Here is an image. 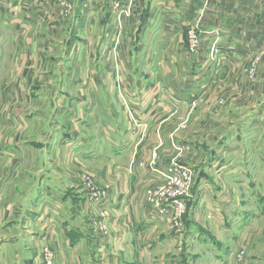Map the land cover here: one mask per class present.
<instances>
[{
    "label": "crops",
    "instance_id": "obj_1",
    "mask_svg": "<svg viewBox=\"0 0 264 264\" xmlns=\"http://www.w3.org/2000/svg\"><path fill=\"white\" fill-rule=\"evenodd\" d=\"M133 14L125 25L126 32L120 31L118 35L110 0H74V10L67 16H61L54 0H0V30L4 36L0 38V48H8L9 53L0 50V70H3L0 109L5 112L6 143L16 138L20 143L40 147L42 158L68 160L71 167L59 170L71 176L72 182L79 177L81 169L92 171L101 166L100 172H95L99 176L97 187L107 190L109 196L105 204H99L92 190L89 196L82 195L84 212L80 217L84 221L75 217L80 209L75 212L67 197L61 200L54 195L53 200L31 201L26 196L16 201L3 199L0 201V224L3 223L0 264H40L37 258L30 261L27 255H35L37 250L32 251L40 247L37 240H34V249L30 246L33 242L27 243L29 238L33 241V235L51 241L62 261L60 264H93L89 251H82L86 246L82 240L91 236H97L93 249L99 250L104 259L101 264H145L141 256L151 255L145 245L158 231H162L159 236L167 241L161 242L166 253H171L172 248L174 253L178 251L171 246L176 245L179 237L178 232L174 237L171 235L173 220L167 218L156 226L146 195L147 189L161 180L168 167L167 157L172 155L165 151L172 149V136L169 133L156 136L153 132L158 125L164 129L171 125L173 108L164 103L167 114L158 121L144 116L136 118L133 110L131 115H126L124 95L129 97L141 92L138 81L143 78L152 80L148 90L157 96L166 98L169 91L176 96L185 95L186 87L160 88L159 78L175 76L170 69L159 71L157 64L177 60L174 52L166 51L173 46L179 63L183 64L180 79L187 80L191 74L187 69L190 29L200 37L195 78L199 82L207 80L206 95L210 98L206 105H197L195 111L206 110L208 116L219 120L224 118L220 115L229 113L233 104L243 111L264 112V0H139V8ZM11 52L17 53L14 59L19 65L30 63L35 67L32 70L28 65L20 71L19 66L15 72L16 83L20 80L17 87L11 81ZM254 56L260 59V65L251 79L249 70L245 69ZM140 64H144L143 69ZM149 64L153 65L151 69L146 68ZM30 77L35 82H28ZM32 96L35 97L33 105L39 97L54 96L47 106L54 107L55 113L44 123V133L36 134V139L29 138L27 126L25 129L22 126L24 130L14 138L10 115L14 110L27 108ZM180 106L176 107L182 110L183 105ZM158 109L154 108L152 113ZM262 121V116L259 122L251 121L246 131L250 132L253 122L263 127ZM221 139L217 154L213 155L219 161L224 158L221 153H229L232 148L228 145L235 142L231 133ZM244 153L251 159L250 153L245 150ZM2 154L11 160V153ZM154 154L158 155L156 162ZM18 157L25 159L24 154ZM257 158V167L264 168L260 162L264 160V149ZM224 165L218 169H231ZM249 170L250 174L253 167ZM254 173L257 172L254 170ZM245 191L250 194L249 190ZM245 196L244 203L250 202L251 195ZM260 201L264 202V196H260ZM29 206L35 208L31 217ZM66 207L71 216L67 214L68 218L64 219L59 215ZM47 212L49 216H45ZM247 214L250 216V212ZM93 220L105 222L108 232L93 230ZM33 221L36 230L32 226L30 231L27 224ZM82 252L87 259L78 262Z\"/></svg>",
    "mask_w": 264,
    "mask_h": 264
},
{
    "label": "rangeland",
    "instance_id": "obj_2",
    "mask_svg": "<svg viewBox=\"0 0 264 264\" xmlns=\"http://www.w3.org/2000/svg\"><path fill=\"white\" fill-rule=\"evenodd\" d=\"M133 15L132 13L123 16L120 22H115L114 26L117 28L116 34L119 35L120 31L123 34L126 32L125 25L127 24V20L134 17ZM191 30L193 29L189 30V34ZM2 37H4L3 31L0 30V38ZM189 41L187 69L191 70V74H189L186 81L180 79V75L183 74V64L179 63L178 52L176 54L177 49L173 46H170L169 50L166 51L174 52L173 54L177 57V60L175 62L157 64V66H160L158 68L159 71L166 72L170 69L174 73L173 76H175V78L162 77L164 78L162 80L159 78L160 88L186 87L185 95L182 94L180 97L178 93V96H176L169 91L167 94L165 93L166 98L161 95L157 96L153 91L148 90V87L152 83V80L148 78L139 79L138 87L139 89L142 88L141 92L134 93L133 96L129 97L124 95L126 115H131V111L133 110L136 118L144 116L145 119L147 117L150 119L151 117V120L155 118L158 121V119H162L167 114L163 110L164 103H168L173 108L171 125L165 129L163 125H158L153 132L156 136H163V134L167 133L172 136L174 141L171 145L172 149L165 150L166 153L170 152L172 155L171 157H167L168 162L165 161L167 162L165 165L168 167L163 173L161 180L155 181L147 190L157 189L163 184L172 166L183 167L186 165L184 167L189 168L192 172L190 188L187 195L183 198L186 209L179 219L180 222L176 223L172 215H167L164 216L163 220H158L156 224V226L159 225V221L162 222L167 218L173 220L174 227L171 228L173 231L171 235L174 237L175 233L178 232L179 234L177 235L179 237L176 245L171 246H174L178 251L174 253L172 248L171 253H166L161 242L166 243L167 241L161 235L159 236V234H162V231H158L155 234L156 236L148 239L149 244L145 245L151 255L147 256V253L142 255L141 261L145 264H264V213L262 212L264 202L261 203L262 201H260V196H264V168L260 169L257 167L259 162L257 157L261 150L263 153L264 149V125L260 127V123L254 124L253 122L250 132L246 131V126L251 121H261V116L264 123V112L243 111L244 109L239 108L237 104H233L229 113L225 112V115H220L224 118L219 120L217 119L218 117L208 116L206 110L204 112L195 111L197 105H206L210 98L209 95H206V92H209L207 80L199 82L194 74L196 65L195 55H199L201 51L200 37L199 44L196 47H192L190 36ZM0 50L2 52L5 51V54H9L7 53L8 48L2 47ZM11 54L13 55V78L11 81L13 87H17V83H20V80L16 83L15 72L19 66L20 71L21 67L26 68L28 65L32 70H35V67H31L32 64L30 63L19 65L16 59H14L17 53L11 52ZM143 65L140 64L142 69ZM259 65L260 59L254 56L246 66L245 70H249V77L251 79L255 77ZM152 66V64H149L146 68L151 69ZM251 67H255L253 77L250 76ZM2 82L3 70H0V85H2ZM28 82H35V80L30 77ZM128 82V80L125 81L126 86L129 85ZM145 88L147 89L144 90ZM53 97L47 99L39 97L38 102L34 105L35 97H29V106L27 108L12 111L10 115L12 121H9L12 122V135L14 138L26 126L29 131L27 135L31 139H36V134L44 133V123L50 121L55 113L54 107L47 106V103ZM178 104L183 105L182 110L176 107ZM154 108H159L158 111L155 110L157 111L156 113H152ZM3 118H5V112L0 109V201L5 198L16 201L24 196H26L25 198L28 197L29 201L36 198L38 200H53L55 199L54 195L61 200L63 197H67L70 204L74 205L75 212H77L78 207L80 209V213L75 215V217L78 220L84 221L80 217L83 216L81 212H84L81 208L82 199L84 196L92 194L91 187L98 189L99 183H97L96 179L99 180V176L96 173L100 172L101 166H98L97 169L93 168L92 171L81 169L79 177L76 176L75 180H73L74 182H72L71 176L64 175L63 171L59 170L61 169L60 167H71V164L67 163L69 162L68 160L42 158L40 147L34 145V143H20L18 139L16 141V138L11 143H6V137L3 134V127L5 125ZM22 126H24V129L21 128ZM228 133H231L235 138V142L232 141L228 145L232 149L229 153L225 154L224 151L221 153V157L224 156L221 161L215 160L213 155L217 154L216 148L218 143ZM184 136H186L187 141L184 140ZM261 137L262 139L259 141ZM180 138L181 141H179ZM184 141L185 143H183ZM244 150L247 154L250 153L251 159L246 158ZM3 152L11 153L12 158L10 161L3 156ZM20 154H24L25 159H20L18 157ZM157 160L158 155L156 154L153 161L156 162ZM249 161L251 164H249ZM218 162L220 163L218 164ZM260 162L263 166V158ZM224 163L227 167L231 168L227 169L229 171L218 169L220 166L223 167ZM249 167H253V171L250 174ZM259 169L262 171L261 174H259ZM254 170L257 173H254ZM257 182L258 185L256 184ZM70 184L74 185L71 186ZM245 189L249 190L250 194ZM244 194H246L245 198L248 197L247 195H251L250 202L244 203ZM82 195L84 196L81 197ZM94 196L95 200L100 204L98 197H96L97 195ZM68 206L71 212V206ZM29 208L28 216L31 217V213H33L32 211L35 208L31 206ZM69 210L66 207L59 216L62 215L64 219L68 218L67 214L71 216ZM248 212H250V216L247 214ZM45 216H49V213L47 212ZM44 222L45 219H43L42 223ZM99 222V220L92 221L93 230H101ZM2 226L3 223L0 224V227ZM27 226H29L28 230L30 231L32 226V230H36L35 221L28 223ZM39 236L33 235V241L30 238L27 239L28 244L33 242V245H30L32 249L35 248L34 240H37V243L40 244L39 250L34 249L32 251L37 250L35 255H32V253L27 254L28 256L30 255V261L37 258V263L49 264L46 259L48 253L52 256L51 264H60L62 261L50 244L51 241L41 236L39 238ZM96 237L91 236L87 240H82L86 245L82 251H89V260L93 264H101V262H104V259H101L99 250H95L96 252H94L93 249ZM80 255L81 259L78 262L86 261L87 255H84V252Z\"/></svg>",
    "mask_w": 264,
    "mask_h": 264
},
{
    "label": "built area",
    "instance_id": "obj_3",
    "mask_svg": "<svg viewBox=\"0 0 264 264\" xmlns=\"http://www.w3.org/2000/svg\"><path fill=\"white\" fill-rule=\"evenodd\" d=\"M115 15V21H121L123 16L134 13L139 8V0H110ZM59 7L62 15L72 13L74 10V0H54ZM190 40L192 47L199 44V37L193 29L190 31ZM255 74V67L250 68V76ZM156 154H154V158ZM166 180L157 189L147 191V201L152 206L151 218L153 222L164 219V216H171L176 223L180 222V217L186 209L183 198L187 195L192 181V172L187 167L172 166ZM93 195H97L100 204L108 201V191L105 189L98 190L91 187ZM100 229L106 233L108 226L105 222H99ZM49 264L52 263L51 254L47 253L46 257Z\"/></svg>",
    "mask_w": 264,
    "mask_h": 264
}]
</instances>
